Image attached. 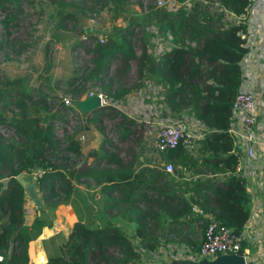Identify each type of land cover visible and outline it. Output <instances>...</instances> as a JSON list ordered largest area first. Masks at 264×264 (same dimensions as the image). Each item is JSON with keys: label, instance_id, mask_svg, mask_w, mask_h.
<instances>
[{"label": "trees", "instance_id": "1", "mask_svg": "<svg viewBox=\"0 0 264 264\" xmlns=\"http://www.w3.org/2000/svg\"><path fill=\"white\" fill-rule=\"evenodd\" d=\"M52 1L56 9L57 2L64 3ZM95 1L112 2V17L119 14L116 4L122 0ZM246 1L191 0L187 8L173 10L147 4L145 16L152 19L144 22L156 24L164 36L170 35L168 50L157 60L147 53L146 33L129 17L128 28L120 26L103 42L90 39L84 49L89 52L91 68H80L67 81L70 103L90 91L84 87L86 82L98 84L97 90L113 105L104 104L92 112L109 114L117 143L129 139L138 145L136 119L114 104L138 84L123 83L120 77L129 71L133 59L140 79L145 75L156 78L161 86V115L178 119L187 114L204 131L194 146L180 140L174 147L155 151L162 154L164 163H171L169 173L132 166L142 149L138 152L130 147L131 156L125 159L114 148L102 146L82 153L78 139L82 128L63 131L60 138L54 135V121L63 120L67 110L74 111L71 104H64L63 97L53 94L47 84L33 86L31 76H0V126L9 130L0 132V264H35L37 252L31 245L37 239L43 254L39 264H136L140 249L151 250L161 242L184 243L195 252L211 220L241 232L249 214V196L244 177L237 171L239 154L228 125L241 79L238 61L247 51L243 36ZM21 2L0 0L4 58H9L10 51L19 52L9 37ZM228 12L239 20L229 22ZM57 13L59 21L71 16L62 10ZM133 26L142 33L137 54L130 41ZM51 63L47 59L41 68L47 72ZM112 63L116 68L110 72ZM98 117L92 121L100 122ZM32 171L38 173L36 191L47 204L76 207L77 218L66 232H47L49 223L38 214L26 217L24 187L16 176ZM183 171L202 178H193L190 187L186 180L173 187L169 174L181 176ZM94 186L99 192L96 199L95 192L83 190ZM242 248L240 240L236 252L242 253Z\"/></svg>", "mask_w": 264, "mask_h": 264}, {"label": "rangeland", "instance_id": "2", "mask_svg": "<svg viewBox=\"0 0 264 264\" xmlns=\"http://www.w3.org/2000/svg\"><path fill=\"white\" fill-rule=\"evenodd\" d=\"M53 2L55 1L22 0L21 6L17 8L16 18L11 21V24L14 23L15 25L10 28L11 33L9 37L13 41V49H18L19 52L16 53L14 51L13 53V51H10L9 58H4L2 55L4 50H0V76L6 74L10 76L27 75L26 79L31 76L33 86L41 82V84H47L53 94L67 97L69 96L68 91L65 90L68 87L67 81L73 79L76 74L75 71L78 73L80 68H91V63L87 59L89 52L84 49L88 43L90 44V39L95 38L98 42H103L108 35L114 34L115 30L119 29L120 26L124 29L128 28L131 24L125 26L127 20L129 17H133L142 25L143 31L146 33L145 46L147 53L153 55L157 60L158 57L153 53H156L162 47L163 50L170 48V35L164 36L156 24L144 22L147 18L149 20L152 19L150 16H145L147 4H151L154 8L161 7L166 10H173L179 6L187 8L191 0L180 2L175 0H122L121 3L118 2L116 4L117 6L120 5L119 14L116 17H112L113 4L110 1L106 4H100L101 1L95 0H64L63 5L57 2V9L53 5ZM58 10L69 12L71 16L59 21L56 16L61 11L57 13ZM0 19H2L1 15ZM139 29L138 26H133L132 35H130L132 49L136 54L139 52L142 44V33H140ZM0 31H2L1 27ZM99 36L102 40L99 39ZM47 59H50L52 63L46 72L41 68V64L43 61H47ZM129 66V71L121 76L120 80L127 84H138L137 88L135 91L129 92L127 97L125 96L123 99L116 100L114 104L128 116L137 118L138 121H144V118L152 116L153 112H158L157 108H161V105L158 106L157 104L161 99V96L158 95L161 86L159 83H155V80L152 82L143 81L144 76L140 79L135 71L133 59L130 60ZM115 68V63L110 64L108 67L110 72L115 71ZM84 87L90 90V92L100 93L97 90L98 84L90 85V83L86 82ZM106 99L107 101H112L107 97ZM104 104L113 105V101L105 102L101 105ZM98 111H89L85 114V117H98ZM83 120L82 114L67 110L63 120L54 121L56 124L54 135L56 138H60L63 136V131L70 132L74 127L82 128L81 130L85 129V126L89 122L88 120ZM114 120H116V117H114ZM92 123L98 125L97 120ZM185 124V136L189 138V136H192L191 134L194 132V129L191 121L187 120ZM148 125L147 123L140 125L137 122L134 139L138 138V140L143 141L145 149H153L151 143L152 135L151 133L149 134L151 127L149 126L148 128ZM99 126L107 141L112 143L109 146H105L106 142H103L101 146L104 149L114 151V148L122 155L129 153L132 146L131 140L126 139L117 143L116 133L113 131V119L105 115L104 121L99 122ZM0 132L7 134L9 130L5 126H0ZM138 146H140V143ZM140 147L139 149H141ZM92 149L94 148L90 147L88 150H85V153ZM87 160L89 161V159ZM37 174V172L32 171L22 172L16 176L24 187L26 217L30 219L33 214H38L49 223V226L46 228L47 232H66L71 226H69L70 222H68L69 217H76L78 213L76 207L73 206L74 204L69 207H66L64 203L61 205L47 204L36 191L35 177ZM80 187L82 188V186ZM83 190H88L91 193L95 192L99 196V192L95 186L92 188L83 187ZM187 247V245H184L182 247L183 251H181L184 252ZM37 253H41V250L37 251Z\"/></svg>", "mask_w": 264, "mask_h": 264}, {"label": "crops", "instance_id": "3", "mask_svg": "<svg viewBox=\"0 0 264 264\" xmlns=\"http://www.w3.org/2000/svg\"><path fill=\"white\" fill-rule=\"evenodd\" d=\"M239 18L240 17L238 15H234L230 12H228L226 15V19L229 22H237ZM243 36L247 51L238 61L241 74L238 90H248L254 95L256 102L255 128L258 141L253 143L255 156L251 159H249L246 155V148L248 145L245 141L235 138L233 142L234 148L239 154L237 171L244 177L245 188L249 196V214L240 232V240L243 242L241 254H243L245 257V264H264V0H257L247 8L245 12V32ZM162 48L158 49L156 53L153 54H156L158 57L166 49L165 48L163 50ZM142 80L151 82L155 80V83H157L156 78H151L148 75H145ZM128 94L129 92L126 93L125 96L127 97ZM84 96L85 95L81 96L80 98H83ZM70 104L73 107V112H76L80 115L82 114L84 118L83 121L88 120L89 122L85 126V129L83 128V130L80 131L81 133L79 132L81 152L85 153V150H88L90 147L98 150L103 142H106L105 146H109L110 143L104 140V133L99 126V122H97L98 125H95L92 123L93 117H85L87 112H92L99 106L85 111L75 101H71ZM157 104L158 106L160 105V103ZM157 110L158 112H153L154 114L152 116H147V118H144V121H138L137 118H135L136 122H140L141 124L147 123V125L149 124L148 128L149 126L151 127L149 134L151 133V135L153 132L152 127L155 128L154 122L156 120H165L164 118H168L161 115L160 108H157ZM99 112L100 110L98 111V115L102 119L100 122H102L104 121L106 114H100ZM107 115L109 117V114ZM183 117H186V120L191 121L193 123V127H195L196 121L191 116L185 114ZM203 132V128L199 126V129H196L195 137L189 146H194V140L200 138L203 135ZM80 135L82 136L81 138ZM131 143V148L133 147L134 151H138L140 146L142 149L140 151V157L134 161L132 166H136V168L140 166L143 168L153 167L156 172H161L164 170L162 166L165 159L161 156L162 154L158 155L159 153L155 152L154 149H145L143 141L140 142V146L134 144L133 142ZM151 143L153 145V137ZM130 156L131 152L123 155L124 159L129 158ZM181 174V176L177 175L176 172L169 174L171 180L170 184L173 187L179 185L182 180L189 182V184L186 186L190 187L191 180L193 178H202L198 177L196 174L190 175L188 171H183ZM188 193L189 190L186 189L185 195H188ZM97 196L98 194L95 193L94 197ZM65 206L69 207L70 205L66 204ZM76 218L77 215L76 217H69V226ZM128 225L130 224L128 223ZM127 228L130 231V228ZM51 232L54 233L53 231ZM184 245V243L161 242L154 249H140V258L136 264H169L172 258L198 259L190 256L192 253L188 247V249L185 248V251L182 252V247ZM31 247L35 252L40 251L38 239L32 242Z\"/></svg>", "mask_w": 264, "mask_h": 264}, {"label": "built area", "instance_id": "4", "mask_svg": "<svg viewBox=\"0 0 264 264\" xmlns=\"http://www.w3.org/2000/svg\"><path fill=\"white\" fill-rule=\"evenodd\" d=\"M257 0H247L246 10ZM176 7V6H174ZM99 39L102 38L99 36ZM89 91L87 94H91ZM100 103L109 102L104 94L97 93ZM64 104H70L67 97H63ZM256 102L254 95L248 90H237L234 94L230 106V119L228 131L233 136V139L243 140L247 143L246 155L249 159L255 156L254 142L258 141L255 124ZM165 120H156L154 122L155 128L152 127L153 147L155 151L160 152L168 148L174 147L180 140L187 141L186 144H191L195 137L196 129L202 125L197 122L195 127L191 124L194 132L192 136L186 137V117L173 119L164 118ZM199 126H198V125ZM164 170L171 172L172 165L170 162L163 163ZM264 172V167H263ZM240 233L237 234L232 231L231 227L210 221L204 228L200 244L195 252L190 254L191 257L199 258L201 256L213 257L219 252H236L240 246ZM43 261V254L37 253L35 255V264Z\"/></svg>", "mask_w": 264, "mask_h": 264}, {"label": "water", "instance_id": "5", "mask_svg": "<svg viewBox=\"0 0 264 264\" xmlns=\"http://www.w3.org/2000/svg\"><path fill=\"white\" fill-rule=\"evenodd\" d=\"M75 102L85 111L101 105L99 96L95 92L85 95L83 98L75 100ZM169 264H245V257L243 254L237 252H219L213 257L201 256L198 259L172 258Z\"/></svg>", "mask_w": 264, "mask_h": 264}]
</instances>
